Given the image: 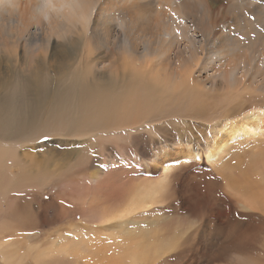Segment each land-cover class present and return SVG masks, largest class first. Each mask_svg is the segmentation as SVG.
Here are the masks:
<instances>
[{"label": "rangeland", "instance_id": "374dc122", "mask_svg": "<svg viewBox=\"0 0 264 264\" xmlns=\"http://www.w3.org/2000/svg\"><path fill=\"white\" fill-rule=\"evenodd\" d=\"M12 2H21L22 5H15L18 8L28 9L26 5L30 3L33 7L36 0H9L6 4H13ZM130 2L135 4V14L130 21L128 13H121V6L125 2L119 1L114 18L103 19L101 25L93 19L90 26L93 29H90V33L88 31L85 39L91 43L95 42L91 33L95 31L98 48H93L94 61L103 64L100 69L106 74L114 71L113 73L117 76L125 74V77L132 78L133 83L135 82L136 97L146 92L139 85L140 83L150 84V93L154 82L164 80V75L167 77L170 70L171 72L172 70L175 72L176 69L188 71L196 63L214 68L205 69L204 73L194 72L192 79L200 82L207 78V82L224 89L220 92L226 91L225 93L229 95L232 89H226V87L233 85L227 80L225 74L221 73L218 64H222L224 60H235L236 57L247 60L250 55H255L250 74L245 78L249 79L251 84L245 86L244 79L237 80V88L239 87L237 96L231 97L224 94L221 98V95L212 94L189 97L185 95L183 100L174 99L172 105H168L167 101L158 95L152 102L154 105L130 109L133 110L134 123L141 120V123L149 125L150 128L132 131L131 133L135 136L129 137L123 132V126L117 125L122 136H118L113 144L106 142L96 145V142L85 139L79 142L78 146L74 140L80 141L82 138L79 140L74 138L69 142L67 139L63 142L64 139H62L61 142L60 136L54 134L36 139L34 136L31 140L0 141V147L8 145L10 149H14L17 159H20L22 163L29 165L32 162L31 169L43 171L44 184L51 183L47 185L49 189L44 186L46 188L28 189L22 192L21 187L15 186L16 180L7 186V174L5 172L0 174V255L13 257L17 251L25 250V242H29L35 244V251L39 255L47 257L53 251L57 236H62L68 229V231H76L77 237H80L82 230L93 236L94 243L82 252L85 263L89 259L101 258L106 252L102 245L109 244L106 248L108 250L106 257L111 261L99 260L96 264H129L123 258L127 254L142 259L143 261L139 264H148L157 248L161 249L159 253H162V256L150 264H228L231 257H236L232 254L243 251L241 247L255 250L248 251L247 253L250 254L248 263L239 261L241 264H261L260 254L256 252L261 253L259 243L263 239L264 230L258 220L254 221L255 216H259L261 211L246 209L248 212L246 215L240 210L245 214L241 216V219L245 220V225L249 226L247 230L257 234L250 238L253 242L244 243L242 234H238L236 241H233L234 244L226 243L223 235L230 230V223L233 220H239L232 211V207L240 209L243 207L228 194L222 176L218 173L221 178L213 179L212 174L215 170L202 160L181 163L172 172V176L168 177L166 192L164 191V198L162 197L163 202L148 212L138 215L132 227H123L113 220L104 221L103 218H97V215L107 210L117 209L126 202L129 191L125 188H121V191L112 188L97 191L99 192L97 199L83 214L76 202L63 199L64 191L57 182L58 174L64 175L63 180L67 181L88 179L87 176L98 179L102 168L108 172L116 169L119 178L125 184L131 182L156 185L161 175L150 163L154 161L153 154L156 151L171 153L172 150L180 149L184 145L180 143L183 141L185 143L191 137L193 147L203 151L207 138L211 135L214 120L235 118L242 113L244 115L247 110L256 107L264 108V55H262L264 54V0H131ZM10 6L5 5L4 8ZM4 14L5 12L0 11V24L7 23V20L3 19ZM94 17H97V14ZM116 17L127 19L126 34L130 31L132 22L141 20V24L137 25L134 33L139 39L141 38L140 43L143 42V38L144 41L150 42L152 51L149 56L142 58L128 48L121 49L119 45H105L104 30L111 28L109 32L111 36L115 33ZM0 29L4 30L1 27ZM11 29L14 28L11 27ZM170 30H173L172 38L163 37V34L169 33ZM14 41L15 39L11 40L8 36H0V104L14 103L10 94L17 80L20 82V88L24 90L22 94H25L31 102H35V86L45 84L46 71L50 70L48 72L53 71L57 76H61L62 73L70 71L69 68L85 62L76 65L72 63L74 57H71L72 59L68 62L65 61L64 52L67 51L61 52L58 56V51L55 50L56 40L51 38L48 50L42 53L45 52L47 60L50 55L54 53L55 56L57 55L50 62L52 66L46 64L36 66V60L41 56V54L38 56V52L41 49L32 50L36 47L31 48L30 45L25 47L22 40ZM15 46L17 53L13 50ZM136 49H141V44H137ZM220 50L224 52V55L218 60L214 52ZM157 51L164 54L160 56ZM45 54L42 55L45 56ZM211 59H215L217 63H210L215 62ZM37 62H40V59ZM150 74L152 77L147 81L144 80ZM253 74L256 77H252ZM125 77L120 84L130 86V80ZM244 87L245 90H242ZM110 91L107 90L108 95ZM231 103L235 107L231 106ZM228 108L230 111L227 113ZM115 122L126 124L119 118ZM86 124L95 128V122ZM102 145L107 147L104 148ZM95 147L101 154H98V158L95 155ZM99 148L104 150L103 153L98 150ZM54 182L55 184H52ZM26 197H29L32 203L26 202L24 200ZM9 198L15 200L13 209L10 210L11 214L6 209V201ZM82 221L86 226L81 227L76 224ZM239 230H243L240 223L237 231ZM47 234L52 237L48 238ZM115 253L119 254L117 259L113 257ZM253 256L256 258H251ZM74 257L75 262L72 264H80L82 258L76 255ZM0 264H2L1 259ZM17 264H33V262L28 260Z\"/></svg>", "mask_w": 264, "mask_h": 264}, {"label": "bare ground", "instance_id": "6f19581e", "mask_svg": "<svg viewBox=\"0 0 264 264\" xmlns=\"http://www.w3.org/2000/svg\"><path fill=\"white\" fill-rule=\"evenodd\" d=\"M8 1L9 0H0V11L5 12L3 19L7 20V23L0 24V27L4 28V30L0 29V36H8L9 39H15L17 42L22 40V42L24 41L23 44L25 43L24 46L30 45L32 46L31 48L34 46L36 47L32 50L41 49V51L38 52V56L41 54L39 57L40 62H37L39 59L36 58V66H41V64L52 66L50 65V62L53 61L54 57L57 55L55 56L54 53L50 55L47 60L45 52L42 53L43 51L48 50L47 47L52 38L51 35L48 33L47 29H38L35 26L31 27V25H34L31 20V12L34 6L31 7L30 3H28L26 5L28 9H22V7L18 8L16 6L22 5L21 2L6 4ZM119 1L123 3L125 2L124 5H120L122 7V12H120L122 14L123 12L128 13L129 18L126 17L130 21L135 14V4L130 2L131 0H100L98 5L90 4L89 0H85V7L95 8V14H97V17L93 16V19L101 25L103 19L110 20L114 18L115 12L118 11L117 3ZM127 1H129V3ZM24 3L26 4V2ZM5 5L11 6L4 8ZM257 13H259V11ZM139 24H141V20H135L132 22L130 31L125 34L127 40L126 48L143 58L146 55L149 56L150 51L152 50H150L151 46L149 41H144L143 38V42L140 43L142 41L141 38L139 39V37L135 35V29H137L136 27ZM11 27L14 29H11ZM91 28L93 29V27H90V29ZM94 30L96 29L94 28ZM110 30L111 28L104 30V42H106V46L110 45H108V41L112 37L109 34V32H111ZM88 31L90 33L91 30H88L86 26L79 38H76L67 44L56 41L55 50L58 51V56L61 55V52L67 51L64 52L65 61L68 62L74 57L72 63L76 65L83 61L85 62L76 67L69 68L70 71L62 73L61 76H57L53 71H46L45 84L35 86V102H31L25 94H22L24 90L20 88L19 80L15 82L10 94L14 103L6 102L0 104V141L7 139L31 140L34 136L36 139L41 136L46 137L47 135L54 134L60 136L61 142L62 139H64L63 142L66 141L65 139L69 142L74 138L78 140L82 138L80 141L74 140V143L77 142L78 146L80 144L79 142L85 139L91 140L90 142H96V145L105 144L106 142L113 144L118 136H122L118 131L117 125L123 126V132L129 137L135 136L131 133L132 131L147 130L150 128L149 125L141 123V120L134 123L132 113L134 109H141L143 106L150 107L152 104L154 105L152 102L158 95H161L162 98L167 101L168 105H172L174 99L183 100L185 99V95L189 97L193 95L205 96L206 94H212L221 95V98H223L222 95L224 94L231 97L237 96L239 88H237V80L244 79V82L246 83L244 84L245 86L251 84L250 80H246L245 78L250 74L253 62L255 61V55H250V58L247 60L236 57L235 60H224L222 64H218L221 73L225 74L227 80L233 85L226 87V89H232L229 95L225 93L226 91L220 92L224 89L218 88L214 86L213 83L207 82V78H204L203 81L200 82H196L195 79H192V73H204L205 69L209 70V68H214L208 65L206 66V64L196 63L193 65V68L188 69V71L176 69L175 72L173 70L171 72L170 70L167 77L164 75V80L154 82V86L152 87L153 90L150 93V84L140 83L139 85L142 86L146 92L142 96L136 97L134 93L135 82L133 83L132 78L125 77V74L117 76V74L113 73L114 71L106 74L105 71L100 69L103 64L94 61L92 53L93 48H98V43L96 42L97 34L95 31L91 32L93 41H95L91 43L85 39ZM172 32L173 30H170L169 33L163 34V37H171ZM137 44H141V49H136ZM16 49L15 46L13 50L16 52ZM221 50L214 52L218 60L224 55V52H221ZM68 52L71 53V55ZM157 52L160 53V56L164 54L159 51ZM42 54H45V56ZM226 55L228 56L229 54ZM16 58L17 57H15V59ZM151 60L153 61V59ZM211 61H215V59H211ZM218 63H220V61H218ZM241 74L242 77H240ZM253 76L254 74L252 77ZM124 77L125 79L130 80V86L120 84V82L124 80ZM137 77L139 76L137 75ZM150 77H152L151 74L148 77H145L144 80L147 81ZM27 88L29 89V85ZM106 89L111 90L110 95H108ZM242 90H245V87L242 88ZM231 106L235 107L232 103ZM229 111L230 108L227 109V113ZM244 113V115L242 113V116L240 115L235 118L230 117L222 121L217 119L214 120L211 126V135L207 138L206 147L203 151H200L199 148L197 149L193 147L191 142L192 137L189 138L190 140H186L185 143L184 141L181 142L180 144L183 143L184 145L178 150H172L171 153L156 151L153 154L155 157L154 161L150 160L151 166L156 168L161 175V179L156 185H141L131 183L130 181V183L125 184L119 178L116 169L113 172H108L104 171L102 168L98 179L87 176L88 179H69L67 181L63 180L65 179L64 175L58 174L57 182L64 191L63 199L70 202H76L83 214L90 209L91 204L97 199V193H99L97 191L111 188L116 191H121V188H125L129 191L126 202L117 207V209L107 210V212L97 215V218H103L104 221L113 220L123 227H132L136 223V217L138 215L148 212L154 206L163 202L164 191L166 192L167 182L169 180L168 177L169 175L172 176V172H174L181 163L186 164L195 160H202L222 176L224 180L223 184L226 190H228V194L233 196L236 203L244 209L232 207V211L239 217V220H231L230 230L225 233L226 235H223V240L226 243L234 244L233 241H236L237 235L242 234V240H245L244 243H251L253 241L250 238L257 236V234L247 230L249 226L245 225V220H242L241 216L248 214L246 209L260 210L261 214L255 216L254 221L256 222L258 220L264 230V108L256 107L252 110H247V112L245 111ZM117 118L125 121L126 124L123 125L115 122ZM142 120L145 121V119ZM91 122H95V128L86 124ZM106 124L108 126H106ZM95 139H97V141H95ZM103 147L105 148L107 145H104ZM101 149L102 148H99L98 150ZM98 154L100 153L96 149V158H98ZM195 157H200V159H195ZM32 167V162L31 164L26 165L25 163H22L20 159L18 160L15 150L10 149L8 145L0 147V174L4 172L7 174V186L12 181L16 180L15 186L21 187L20 190L22 192L28 189L35 190V188L43 189L47 187L49 189L48 186L51 183H43L44 172L38 168H36L38 170L35 171L31 169ZM52 184H55V182ZM24 200L32 203L29 197L24 198ZM14 203L15 200L13 198H9L6 201V209L9 214H11L10 210L13 209L12 206ZM240 210L244 211L245 214L241 213ZM239 223L243 227L242 231H237ZM76 224L81 227L86 226L83 221ZM263 233V239L259 243L261 244V253L256 252L257 254H260L261 264H264ZM46 236L48 238L52 237L50 234H47ZM93 243L94 239L91 233H85L82 230L80 237H77L76 231H68V229H66L62 236H57V240L54 242L53 251L47 257H43L35 251L34 243L25 242V250L17 251L13 257L1 254L0 259L2 260V264L24 263L28 260L32 261L33 264H72L75 262L74 256L76 255L82 258L80 264H96L99 260L106 259L111 261L106 257L108 251L106 248H108L109 244H103L102 248L106 251L103 256L101 258L89 259L87 263H85L86 261L82 256L83 249L90 247ZM241 248H243V251L232 254L236 255V257L229 258L230 263L228 264H241L239 261L248 263L250 254L247 252H253L255 250L249 247H247V249H244V247ZM160 250V248L155 250V253L151 256V260L147 262L148 264L162 256V253H159ZM244 252L245 254H242ZM118 256V253L113 254V257H115L114 259H117ZM123 258H125L129 264H139L143 261L130 254L123 256ZM251 258L256 257L253 256Z\"/></svg>", "mask_w": 264, "mask_h": 264}, {"label": "clouds", "instance_id": "9594fccd", "mask_svg": "<svg viewBox=\"0 0 264 264\" xmlns=\"http://www.w3.org/2000/svg\"><path fill=\"white\" fill-rule=\"evenodd\" d=\"M90 4L98 5L100 0H89ZM95 8L85 7V0H36L31 12V20L36 28L47 29L53 39L60 43H69L79 38L87 26L90 30ZM115 33L108 45L127 47L125 34L127 19L115 18Z\"/></svg>", "mask_w": 264, "mask_h": 264}, {"label": "crops", "instance_id": "0c3cea01", "mask_svg": "<svg viewBox=\"0 0 264 264\" xmlns=\"http://www.w3.org/2000/svg\"><path fill=\"white\" fill-rule=\"evenodd\" d=\"M214 172H215V171H214ZM212 175H213V177H214L216 180H217V177L221 178L217 172L213 173ZM238 209H240V208H238ZM217 214H220V213H217Z\"/></svg>", "mask_w": 264, "mask_h": 264}, {"label": "snow or ice", "instance_id": "6c2138e0", "mask_svg": "<svg viewBox=\"0 0 264 264\" xmlns=\"http://www.w3.org/2000/svg\"><path fill=\"white\" fill-rule=\"evenodd\" d=\"M241 39H243V37H241ZM195 159H200V157H195Z\"/></svg>", "mask_w": 264, "mask_h": 264}]
</instances>
